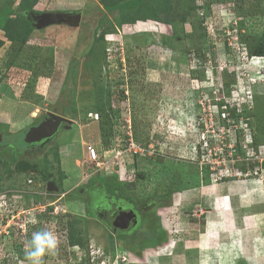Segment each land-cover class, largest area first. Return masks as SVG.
Here are the masks:
<instances>
[{"label":"rangeland","instance_id":"rangeland-1","mask_svg":"<svg viewBox=\"0 0 264 264\" xmlns=\"http://www.w3.org/2000/svg\"><path fill=\"white\" fill-rule=\"evenodd\" d=\"M20 1L0 0V16L11 10L0 19V264H31L25 245L41 230L59 241L44 264H206L215 248L209 264H227L224 252L243 235L203 230L207 211L220 209L207 197L258 183L245 203L264 212V57L248 54L264 0H35L37 13L82 14L77 26L34 29ZM47 112L70 127L25 143ZM127 132L140 154L112 170L87 161L88 145L108 150ZM105 198L137 213L128 233L92 212ZM257 223L245 226L236 255L251 245L258 263L249 249L231 264H264ZM69 226L84 245L67 243Z\"/></svg>","mask_w":264,"mask_h":264},{"label":"crops","instance_id":"crops-1","mask_svg":"<svg viewBox=\"0 0 264 264\" xmlns=\"http://www.w3.org/2000/svg\"><path fill=\"white\" fill-rule=\"evenodd\" d=\"M60 151H61V148H60ZM68 153L69 152L66 151V154ZM247 185L250 188H248ZM257 185L258 183L250 184L249 181H247V183L243 185L245 188L243 187L238 188L237 184L235 183L232 186L234 189L229 191L226 198L225 196L224 198H220L219 196H215L212 198L207 197V199L210 202L217 204L218 206L220 204V209L216 210L217 208H219L217 207L215 209H209V211H207L209 216L205 218L203 230L207 231L208 229L209 232H213V231L218 232V234L220 233V235H226V234L234 235V231L237 230L239 234L243 235V237H239L236 240V242H234V244L233 243L230 244L231 249L229 251L227 250L226 252H224L223 257H225L226 262H228L227 264H231V261L234 258L238 257L239 255L243 253L246 254L245 257H248L247 251L249 249H252L250 252V255H251V258L255 259L256 263H258L257 259L258 258L260 259V257L262 256V254H260V252H258L257 249L255 251H257L258 253L253 254L254 249L251 247V245L247 246L248 248L245 247L242 253H240L239 255H236L238 250L243 248V240L247 242V240L243 238L251 233L250 230L245 231L246 230L245 226H247L250 223L253 228L259 227L261 224L259 225L257 221L258 220L261 222L264 221L263 211L255 212L253 209L254 208L253 204L247 205V203H245V202H248V200L250 202L253 201L251 199L253 196V188L257 187ZM240 199H244L245 201H241ZM215 210L217 212H215ZM261 231L264 232V228H262ZM203 232H200L199 236ZM204 233L203 235H205ZM213 251L214 252H209L208 259L204 257L203 261L206 264H209L210 261H212L210 258L212 256H216L215 251H219V250L215 248ZM203 253H205V251H203ZM219 259H222V258L220 257Z\"/></svg>","mask_w":264,"mask_h":264},{"label":"water","instance_id":"water-1","mask_svg":"<svg viewBox=\"0 0 264 264\" xmlns=\"http://www.w3.org/2000/svg\"><path fill=\"white\" fill-rule=\"evenodd\" d=\"M24 14L30 19V22L37 28L46 27L51 24L66 23L71 26H77L81 21V11H67V12H44V13H31L24 11ZM71 120L55 114L53 112H47L43 120L36 125L30 126L24 133L25 143H43L44 141L51 139L58 132L61 124H65L64 128H69ZM48 191H57L52 180H49L46 184ZM135 213L131 209H126L120 212L115 221L116 227H127L135 225L136 217Z\"/></svg>","mask_w":264,"mask_h":264},{"label":"built area","instance_id":"built-area-1","mask_svg":"<svg viewBox=\"0 0 264 264\" xmlns=\"http://www.w3.org/2000/svg\"><path fill=\"white\" fill-rule=\"evenodd\" d=\"M236 36V35H235ZM233 40V38H232ZM237 39L233 40L236 42ZM230 43V42H228ZM224 106V105H223ZM126 122L129 123V119H124ZM130 125L128 124V127ZM128 138L125 140L123 145H115L109 146L108 150L101 151L97 148L96 145H88L85 150L86 159L87 161L94 164L98 170H107L113 169L114 167H120V161H124V157H134L137 154H140L143 151V148L139 145V143H134L133 138H131L130 133L127 132ZM107 153H109L107 155ZM31 179H27V183H31ZM55 213H57L56 207H54Z\"/></svg>","mask_w":264,"mask_h":264},{"label":"trees","instance_id":"trees-1","mask_svg":"<svg viewBox=\"0 0 264 264\" xmlns=\"http://www.w3.org/2000/svg\"><path fill=\"white\" fill-rule=\"evenodd\" d=\"M146 1L147 0H141L140 3L145 4ZM35 3H36L35 0L30 1L29 3H26L24 0H21L20 3L18 4V7L17 8L20 9V10H22L23 11V14H24V11H28V13L31 12V13L35 14V13H37V11L34 10V8H33V6L35 5ZM148 5L149 4H147V6ZM116 6L118 7L117 4H111V5H108L107 7H110L112 9H115V8H117ZM10 12H11L10 8H7L6 10H2V14L0 16V19L1 20H2V18L4 19L6 16L9 15ZM146 16L147 15L143 14L141 16V18L143 20H146L147 19ZM23 17H24L23 19L26 21V24L29 27V29H34L35 26L30 22V19L27 17V15L24 14ZM153 17L154 18L152 20H157V17L156 16H153ZM249 53L252 56H264V29L262 30L261 34L254 40L253 44L249 47L248 54ZM233 83H235V82H233ZM232 84L230 83V85H232ZM218 105L219 106L220 105L226 106L227 105V102H225L224 100L221 99V101L218 102ZM258 135H260V134H258ZM254 139H255L254 140V143H253V145L255 147L254 150H257L260 145H259V142L257 141V138H254ZM248 165L253 167L254 163L251 162V161H246V166H248ZM246 166L243 167V170H246V168H247ZM136 175L142 176V174L140 172H138ZM67 243L70 244V245H72V246L73 245H78V246L84 245V242H83L82 237L80 235H78V234H74L71 231V227L70 226L67 228Z\"/></svg>","mask_w":264,"mask_h":264},{"label":"flooded vegetation","instance_id":"flooded-vegetation-1","mask_svg":"<svg viewBox=\"0 0 264 264\" xmlns=\"http://www.w3.org/2000/svg\"><path fill=\"white\" fill-rule=\"evenodd\" d=\"M66 24V23H64ZM45 118V116H44ZM43 118V119H44ZM65 124H63L64 126ZM58 133V132H57ZM56 133V134H57ZM44 143H37V146L42 145ZM28 147V146H27ZM102 198V197H101ZM131 209L134 212V209L124 200H113L111 198H105L100 201H93L91 204V210L106 226L111 228L114 232H119L122 234L128 233L132 230L133 226L123 227L124 222L122 223V227H116L115 221L117 215L126 210ZM135 213V212H134ZM136 221H138V215L135 213Z\"/></svg>","mask_w":264,"mask_h":264},{"label":"clouds","instance_id":"clouds-1","mask_svg":"<svg viewBox=\"0 0 264 264\" xmlns=\"http://www.w3.org/2000/svg\"><path fill=\"white\" fill-rule=\"evenodd\" d=\"M58 246L59 241L51 231L41 230L34 232L31 239L25 245L26 258L31 264H44V257L48 254H56L58 252Z\"/></svg>","mask_w":264,"mask_h":264}]
</instances>
